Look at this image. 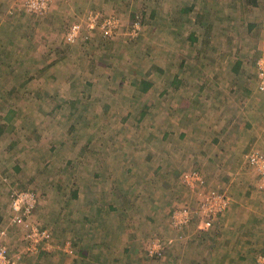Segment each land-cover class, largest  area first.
<instances>
[{
    "label": "rangeland",
    "instance_id": "obj_1",
    "mask_svg": "<svg viewBox=\"0 0 264 264\" xmlns=\"http://www.w3.org/2000/svg\"><path fill=\"white\" fill-rule=\"evenodd\" d=\"M21 2L0 0V243L10 264H261L264 190L246 155L264 152V0H56L42 13ZM239 131L255 142L242 135L230 147ZM91 135L107 142L89 146ZM191 174L204 183L190 185ZM24 188L38 197L28 223L49 231L35 252L12 222ZM210 190L229 204L201 230ZM183 207L198 213L177 226Z\"/></svg>",
    "mask_w": 264,
    "mask_h": 264
},
{
    "label": "built area",
    "instance_id": "obj_2",
    "mask_svg": "<svg viewBox=\"0 0 264 264\" xmlns=\"http://www.w3.org/2000/svg\"><path fill=\"white\" fill-rule=\"evenodd\" d=\"M17 2L22 1V5L26 9V11L30 13H42L46 12L56 0H14ZM96 20V17L95 19ZM77 26H74L71 34H75V30ZM260 80L258 84V89L264 91V61L261 62V72H260ZM246 160L250 164L251 167L255 168L256 173L259 176V188L264 190V152L261 151H250L246 155ZM197 176V177H196ZM195 179L199 184L204 183V178L200 177L198 174H191V177H188V183L192 185V180ZM187 183V184H188ZM203 196V194H202ZM12 200V209L15 213L12 222L15 220L19 223H22L27 227L28 235H27V249L35 252L40 248H44L48 242L49 231L46 227H41L36 224H29V217L33 209L36 206V196L32 191H22L20 193H16L13 196ZM229 204L228 196L225 193L210 190V192L206 195L205 199L202 200L199 210H204V218L201 219L200 224L198 226L201 230H208L213 220L217 217L219 213L224 212ZM194 210L189 207H183L182 209L176 211L174 213V223L179 226L188 222L191 219V216L196 212V207H193ZM24 220V222H23ZM155 245V244H154ZM159 246V247H158ZM162 246L157 245L156 247L150 248L147 252L149 255L151 253L158 254ZM5 247L0 243V264H10V256L7 251H5ZM161 254V253H160ZM261 263V262H260ZM264 264V261L261 263Z\"/></svg>",
    "mask_w": 264,
    "mask_h": 264
},
{
    "label": "crops",
    "instance_id": "obj_3",
    "mask_svg": "<svg viewBox=\"0 0 264 264\" xmlns=\"http://www.w3.org/2000/svg\"><path fill=\"white\" fill-rule=\"evenodd\" d=\"M54 5V4H53ZM201 87V86H200ZM187 101V103H185ZM191 101H190V97H185V98H183L182 97V100H181V104H188V103H190ZM186 107L185 108H187V107H189L188 105H185ZM191 109V108H190ZM186 111H188V110H183L182 112H186ZM193 112H195V110L194 109H192V113ZM197 112V111H196ZM192 113L191 114H189V116H186L184 113H183V115L181 116V121L182 122H184L185 123V126H184V128H183V130L182 131H186V133H190L187 129H188V122L189 121H191V119H192ZM172 114H174V113H172ZM196 114V113H195ZM178 117V116H177ZM197 117V116H196ZM194 118H195V116H194ZM249 127H251V125L249 124L248 125ZM222 129V128H221ZM184 132H182V133H184ZM224 133V132H223ZM226 133H228L230 136L231 135H234V133H235V131H234V129H232V128H230V129H228V131L226 132ZM260 133V132H259ZM242 135H243V137H245L244 138V140H245V142L246 143H252V142H255V138H254V134H251V135H248V134H246V132H242V131H239L238 133H237V136L235 137V138H233L234 140L232 141L233 142V146H230V147H232V148H234V147H236L234 144H237L238 143V138L239 137H242ZM221 143L223 144V143H225L224 141H223V137H221ZM228 142V141H227ZM235 142V143H234ZM231 144V143H230ZM223 146V145H222ZM229 147V148H230ZM250 168H252L251 166H250ZM229 257H225V256H219V257H215V258H213L214 260H213V264H237V261L234 263V258L233 257H230L229 259H228ZM183 261H187V260H183ZM190 262H188V264H191V263H197V260H195V259H190L189 260ZM199 261V260H198ZM172 262V264H177L179 261H175V260H172L171 261ZM177 262V263H176Z\"/></svg>",
    "mask_w": 264,
    "mask_h": 264
},
{
    "label": "trees",
    "instance_id": "obj_4",
    "mask_svg": "<svg viewBox=\"0 0 264 264\" xmlns=\"http://www.w3.org/2000/svg\"><path fill=\"white\" fill-rule=\"evenodd\" d=\"M191 9V8H190ZM135 17L137 16V18H134V19H136V20H138V19H141V21H143L142 20V17H140L138 14H133ZM140 21V22H141ZM252 26H253V24H251ZM54 64V62H51V65H53ZM238 65H240V62H239V64ZM43 71H45V69L43 68L42 69ZM42 75V72L41 73H39L38 74V76H41ZM40 79H42V77L40 78ZM43 82H44V84L45 83H47V81H46V79H44L43 80ZM146 83H143V86H144V88H143V91H144V95H145V97L147 96H149L150 95V92H151V89H152V85H153V83L151 82V81H149V80H146L145 81ZM181 82L178 80H176L175 79V81H174V84L176 85V87L175 88H177V85H179ZM200 88H202V87H200ZM46 91H45V93H43L44 95H46ZM153 103V101H151V99L149 98L148 99V101H147V103H146V108H148V106H150V104H152ZM185 103H187V101L185 102ZM141 115H144L146 112H145V110H141L140 112H139ZM88 121H89V119H88V117L86 118V119H84L83 120V123L86 125L87 123H88ZM70 126L72 127L73 126V123H70ZM95 134V133H94ZM97 139L95 140V138H94V136L93 135H91L90 136V139H89V146H90V144H92L93 146H95V143H96V146L98 145V142H99V139H100V135L99 136H97L96 137ZM100 141H103V142H107V140H106V138L104 137V136H102V138L100 139ZM70 161V160H69ZM51 163V162H50ZM50 163L48 162V166H50ZM69 163V162H68ZM67 163V164H68ZM39 168V167H38ZM41 168H42V166H41ZM65 168H66V165H65ZM32 182H35L34 180H33V178H32ZM36 183V182H35ZM37 186V185H36ZM21 190H25V191H29V190H31L30 188H24V189H20V191ZM32 191L34 192V193H36L35 192V190H33L32 189ZM77 190H75L73 193H75L74 195H77ZM36 198H37V200H38V197L36 196ZM123 212V211H122ZM222 215V214H221ZM12 217H13V215H12Z\"/></svg>",
    "mask_w": 264,
    "mask_h": 264
}]
</instances>
